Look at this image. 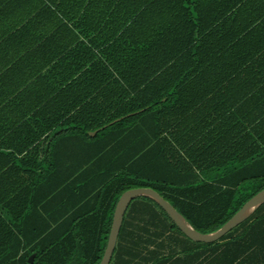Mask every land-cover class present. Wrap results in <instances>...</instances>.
<instances>
[{
  "label": "crops",
  "instance_id": "obj_1",
  "mask_svg": "<svg viewBox=\"0 0 264 264\" xmlns=\"http://www.w3.org/2000/svg\"><path fill=\"white\" fill-rule=\"evenodd\" d=\"M100 5L0 0V214H11L18 176L46 175L57 168L52 160L73 159L76 167L84 128L95 136L99 123L115 125L147 110L142 102L151 96L150 132L162 131L191 163L197 183L236 176L244 178L237 190L264 189V0H237L217 23L202 26L201 37L191 39L190 30L185 44L171 42L169 54L150 60L154 67L167 62L153 87L134 93L124 76L131 78L136 59L151 57L140 54L142 43L113 38ZM142 67L134 70L139 78L146 76ZM104 80L100 113L95 98ZM146 115L133 120L147 127Z\"/></svg>",
  "mask_w": 264,
  "mask_h": 264
},
{
  "label": "trees",
  "instance_id": "obj_2",
  "mask_svg": "<svg viewBox=\"0 0 264 264\" xmlns=\"http://www.w3.org/2000/svg\"><path fill=\"white\" fill-rule=\"evenodd\" d=\"M65 1L75 4V0ZM96 1L107 8L113 38L129 40L136 48L142 43L140 54L151 57L130 64L132 80L124 76L134 93L144 86L147 91L152 88L161 66L167 65L165 61L154 67L150 60L155 55L169 54L171 42L184 40L185 44L190 30L191 39L201 37L237 0ZM136 48L131 47L135 55ZM139 65L146 67H142L143 78L134 72ZM107 90L106 81L98 86L95 99L102 107L100 113L106 112L102 105L107 103ZM136 98L137 94L133 100ZM155 103L153 96L148 97L142 102L147 110L115 125L99 123L95 136L84 128L83 155L77 158L76 167L73 159L52 160L57 168L46 175L33 174L25 180L18 176V193L11 199L13 205H8L11 214H0V264H99L117 201L130 188H154L203 233L217 230L259 192L235 189L243 177L222 178L217 184L197 183L191 163L171 149L162 131L150 132L153 122L148 119ZM144 114L147 127L133 120ZM61 163H66L65 172ZM111 262L264 264V204L221 239L207 243L188 238L155 200L138 196L127 208Z\"/></svg>",
  "mask_w": 264,
  "mask_h": 264
},
{
  "label": "water",
  "instance_id": "obj_3",
  "mask_svg": "<svg viewBox=\"0 0 264 264\" xmlns=\"http://www.w3.org/2000/svg\"><path fill=\"white\" fill-rule=\"evenodd\" d=\"M138 196H147L155 200L176 223L179 229L195 242H215L221 239L232 229L251 217L256 210L264 203V189L260 190L249 198L221 227L212 232L203 233L197 230L190 221L161 193L152 187H134L124 191L117 201L112 225L108 236L107 245L99 264H110L114 255L125 213L129 204ZM35 253L30 256L34 260Z\"/></svg>",
  "mask_w": 264,
  "mask_h": 264
},
{
  "label": "rangeland",
  "instance_id": "obj_4",
  "mask_svg": "<svg viewBox=\"0 0 264 264\" xmlns=\"http://www.w3.org/2000/svg\"><path fill=\"white\" fill-rule=\"evenodd\" d=\"M189 240V239H188ZM168 251V250H167Z\"/></svg>",
  "mask_w": 264,
  "mask_h": 264
}]
</instances>
